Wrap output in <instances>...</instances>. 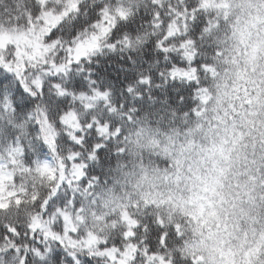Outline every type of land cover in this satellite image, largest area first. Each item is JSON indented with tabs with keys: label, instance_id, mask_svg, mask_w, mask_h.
Listing matches in <instances>:
<instances>
[{
	"label": "clouds",
	"instance_id": "1",
	"mask_svg": "<svg viewBox=\"0 0 264 264\" xmlns=\"http://www.w3.org/2000/svg\"><path fill=\"white\" fill-rule=\"evenodd\" d=\"M125 3H135L138 16L150 7V0ZM204 9L201 30L193 26L190 36L189 80L161 77L168 66L147 23L133 24L139 44L104 54L107 70L86 65L110 91L112 110L98 105L91 114L107 130L93 136L104 147L89 170L97 178L92 190L84 184L76 195L74 223L101 243L114 242L130 231L131 218L142 255L154 249L135 264H228L246 240L264 235V0H208ZM140 75L152 84H138ZM74 81L85 86L82 75ZM89 115L80 111L82 119ZM14 135L0 119V159ZM21 135L31 140L35 132L28 126ZM26 182H35L41 198L50 187L35 170ZM71 196L61 189V200ZM49 264H66V257Z\"/></svg>",
	"mask_w": 264,
	"mask_h": 264
},
{
	"label": "snow or ice",
	"instance_id": "2",
	"mask_svg": "<svg viewBox=\"0 0 264 264\" xmlns=\"http://www.w3.org/2000/svg\"><path fill=\"white\" fill-rule=\"evenodd\" d=\"M207 2L150 0L146 15L139 17L137 5L125 0H0V33L12 37L0 44V119L16 133L9 154L0 159V264H49L62 254L66 264H135L153 255L154 249L142 255L131 218L125 217L130 231L114 242L101 243L75 226L76 195L84 184L92 190L97 178L89 170L104 147L93 143V136L107 130L104 120L91 114L98 105L112 110L110 91L86 65L139 44L133 28L139 18L156 35L155 49L178 58L161 77L189 80L192 27L201 30L196 22L203 19ZM202 30L208 32L209 25ZM74 75H82L86 87ZM137 82L150 86L152 79L140 75ZM81 110L90 114L87 119ZM28 126L35 132L31 140L21 135ZM41 151L47 153L43 159ZM34 170L50 183L43 198L35 182H26ZM61 189L72 193L70 200L60 199ZM228 264H264V235L246 240L239 260Z\"/></svg>",
	"mask_w": 264,
	"mask_h": 264
},
{
	"label": "trees",
	"instance_id": "3",
	"mask_svg": "<svg viewBox=\"0 0 264 264\" xmlns=\"http://www.w3.org/2000/svg\"><path fill=\"white\" fill-rule=\"evenodd\" d=\"M146 15V12H144L143 10H141V12H140V15H139V17H143V16H145ZM141 23H146V21H143V20H140L139 18L137 19V22H136V25H137V27H139L140 26V24ZM158 52V51H157ZM159 53V52H158ZM110 55H114V53H109ZM160 54V53H159ZM102 59H107L104 55H102V56H97V57H94L93 58V61H92V63L95 61L96 62V66L98 67V68H100V67H103L105 70H107V68H109V67H111V62H109V64H107V65H102L101 63H100V61L102 60ZM120 59H123V57H120ZM159 59L161 60V62L162 63H165V64H167V66H170V63H167V61H164V56L163 55H161L160 54V56H159ZM171 59V62L172 63H177L178 62V58H175V57H172V58H170ZM180 63H183V61H179ZM91 63V64H92ZM129 63H132V61L131 60H129ZM121 68H123L124 66H120ZM93 71V70H92ZM113 75H115V73H113ZM79 77V76H78ZM174 83H178V81H174ZM84 87H86V81H85V86ZM33 159H35V157H33Z\"/></svg>",
	"mask_w": 264,
	"mask_h": 264
},
{
	"label": "rangeland",
	"instance_id": "4",
	"mask_svg": "<svg viewBox=\"0 0 264 264\" xmlns=\"http://www.w3.org/2000/svg\"><path fill=\"white\" fill-rule=\"evenodd\" d=\"M21 37H23V34H21ZM19 38V37H18ZM24 39H27L26 37H23ZM12 39L9 35L6 33H0V44H3L4 42Z\"/></svg>",
	"mask_w": 264,
	"mask_h": 264
}]
</instances>
